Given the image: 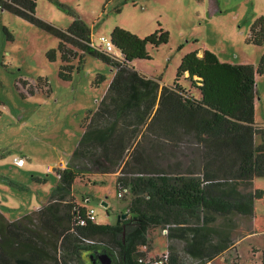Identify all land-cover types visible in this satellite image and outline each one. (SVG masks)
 <instances>
[{"label":"trees","instance_id":"obj_1","mask_svg":"<svg viewBox=\"0 0 264 264\" xmlns=\"http://www.w3.org/2000/svg\"><path fill=\"white\" fill-rule=\"evenodd\" d=\"M50 1L71 16L67 28L38 17L36 0H0V8L56 36L57 47L46 56L54 61L59 54L60 78L71 80L73 62L79 70L87 55L112 66L115 73L88 124L90 113L84 116L85 130L69 163L58 171L48 201L11 221L0 212V264H60V260L90 264L91 256L101 250L115 264H146L139 258L146 257L142 247L149 244V231L155 227L168 232L182 223L196 226L210 213L224 215L230 210L252 214L251 193L230 203L211 192L264 176V143L255 141L257 135L264 137V127L255 121L256 77L264 73V54L257 64L234 63L202 46L201 55L198 50L185 54L172 83L160 87L131 64L151 58L148 46L157 48L168 41L169 32L160 24L143 38L115 26L110 39L120 52L118 59L99 45H90L91 30L75 11L59 0ZM210 4L214 11L220 9L217 0ZM247 40L264 43V15L251 24ZM181 78L197 94L182 86ZM103 79L98 73L94 84ZM38 82L40 89L48 81ZM139 125L143 132L136 139ZM183 141L196 146L187 162L163 164L167 155L172 156L167 146L176 148ZM93 171L120 172L116 188L117 192L120 185L128 188L121 197L127 199V217L113 224L93 221L89 208L75 201L74 182Z\"/></svg>","mask_w":264,"mask_h":264},{"label":"rangeland","instance_id":"obj_2","mask_svg":"<svg viewBox=\"0 0 264 264\" xmlns=\"http://www.w3.org/2000/svg\"><path fill=\"white\" fill-rule=\"evenodd\" d=\"M59 1L85 22L95 45H100V36L110 39L117 25L143 38L160 24L169 32L168 41L157 48L148 46L151 58L135 59L131 64L164 84L172 83L182 57L192 50L201 51L202 46L234 63L257 64L264 54V43L257 45L247 40L251 24L264 15V0H217L220 8L217 11L215 5L211 7L210 0ZM35 11L38 17L62 29L72 21L68 13L50 0H36ZM57 44L58 39L48 30L0 8V212L10 221L48 201L58 181L59 167L69 161L82 134L83 116L96 108L113 74L108 65L87 55L79 70L76 61L73 62L71 80L60 78L59 54L54 61L46 56ZM109 52L121 59L117 48ZM98 73L104 79L94 84ZM45 79L47 85L41 84L37 89L35 83ZM180 83L197 94L188 80L181 78ZM256 86L255 121L264 126V73L256 77ZM256 138L257 143H264V137ZM192 147L195 144L186 141L176 148L167 146L166 151L170 149L172 156L167 155L162 163L185 164ZM19 158L23 159L22 165L15 163ZM54 163L58 168L49 170L48 165ZM117 175L119 171L96 172L74 183L75 201L93 208L98 222L113 224L118 216L123 219L129 215L127 199L118 197ZM241 183L248 193L254 191L252 226L256 233L240 244L241 259L235 249L226 256L233 259L231 264H264V176H256L251 183ZM126 212L125 217L121 216ZM217 217L218 223H227V218L220 214ZM240 222L235 219V226ZM237 231L239 234L242 230ZM165 233L159 226L149 231V239L155 237L153 252L158 251L159 255L166 252ZM248 242L259 252L256 248L255 252H247ZM213 262L220 264V260ZM60 264L65 263L60 260Z\"/></svg>","mask_w":264,"mask_h":264},{"label":"crops","instance_id":"obj_3","mask_svg":"<svg viewBox=\"0 0 264 264\" xmlns=\"http://www.w3.org/2000/svg\"><path fill=\"white\" fill-rule=\"evenodd\" d=\"M201 54H202V51H198V55H201ZM217 56L221 60L226 61L225 58H223L222 56H219L218 54H217ZM120 58H121V55H120ZM136 60H140V59H136ZM108 66L112 70V73H113L112 77H113V75L115 73V68H113L110 65H108ZM135 69L138 70L137 68H135ZM138 71L143 73L140 70H138ZM143 74L146 77L155 79L159 83L160 87H162L163 85H168V84L162 83L159 78H154V77L149 76L145 73H143ZM112 77H111V79H112ZM110 80H109V82H110ZM109 82H108V85H109ZM104 94H103V96H104ZM102 97L98 100L97 106L94 110H88L85 113V115L90 113V115H88L86 118V120H87L86 124L89 123V121L92 117V114L94 112H96L97 109L99 108V102L102 99ZM155 107H156V105H155ZM84 116H83V118H84ZM82 121H83V119H82ZM257 125L263 126L260 124H257ZM81 127H82V134H83V132L85 130L83 127V123H82ZM140 127H141V125H139V134L137 135L136 139L141 138V133L143 131ZM82 134H81V136H82ZM81 136H80V138H81ZM256 139H255V141H256ZM256 142H258V141H256ZM70 158H71V156H70ZM68 163H69V161L67 163H65L64 165H62L61 167L64 168L65 166H67ZM96 172H100V171H93V172L86 174L85 176H90ZM101 173H109V172H101ZM112 173H115V172H112ZM254 178L251 180V182H253ZM240 185H242L243 189H241ZM73 186H74V184H73ZM246 192L248 193L246 186H243L242 183L240 184L238 182V183H235V184L229 186L227 189H225V188L222 189V187H221V189H218L217 191H214L211 194L214 197L229 200L230 203H234L236 200H238L240 198V196L246 194ZM250 193H248V194H250ZM217 214H219V213L208 214L207 217L204 220L202 219L201 221H199L196 224V226L195 225H193V226L187 225L184 223L174 225L169 229V231L167 233H165L166 243H167V248L165 250L170 253V255H169L170 256V262L172 264H202L200 262L204 261V260L205 261L203 262V264L209 260H211V261L220 260V264H231L230 262H232L233 259H229V257L226 256V254L228 251L233 252L234 249L238 252L239 259H241L243 257V255L240 256L241 254L239 252L241 250V248H239L240 244H242L245 240L252 237L254 235V233H256L255 229L252 226V217L254 214V202H253V213L252 214H242L240 212H237L236 210H230L229 213L224 214V215L220 214L221 216L227 218L226 224L218 223L219 220H218ZM239 216H240V219H239ZM234 218L237 220H240L241 224H237V226H235L236 223H235ZM217 226H219V228ZM237 229H241L242 231L238 234ZM154 239H155V237L149 239V244L147 246L142 247V249L146 251V254H147L146 257H148V256L156 257L159 255L158 251L153 252L154 247H156ZM248 244L249 245L247 248V252L250 250L252 252H255L254 248H256V251L259 252V249L257 247L252 245L250 242H248ZM253 255H254V259H257L256 255L254 253H253ZM257 261H259V260L257 259ZM262 263H263V261H262Z\"/></svg>","mask_w":264,"mask_h":264},{"label":"built area","instance_id":"obj_4","mask_svg":"<svg viewBox=\"0 0 264 264\" xmlns=\"http://www.w3.org/2000/svg\"><path fill=\"white\" fill-rule=\"evenodd\" d=\"M99 42H100V45H99V49H102L103 51H106V52H109L113 47V42L111 41V39H108L104 36H100L98 38ZM90 45L92 46H95V43L93 41L90 42ZM36 85V83H35ZM37 88V86H36ZM15 163L17 165H22L23 164V159L22 158H19L17 161H15ZM57 169L58 168V164L57 163H54L53 165H48V169L49 170H54V169ZM60 169H62V167L60 166L58 171H60ZM58 171H57V174H58ZM128 191V188L123 186V185H120V190L118 192V197H122L125 193H127ZM88 217L93 220V221H96V216L94 214V210L93 208H89L88 209ZM164 232H167V228H164L163 229ZM89 242H92L90 240H87ZM139 261H142L146 264H170V256H169V253L168 251L164 252L163 254L161 255H158L156 257H145V258H139ZM204 264H216L215 262L209 260L207 261L206 263Z\"/></svg>","mask_w":264,"mask_h":264},{"label":"flooded vegetation","instance_id":"obj_5","mask_svg":"<svg viewBox=\"0 0 264 264\" xmlns=\"http://www.w3.org/2000/svg\"><path fill=\"white\" fill-rule=\"evenodd\" d=\"M90 264H115L113 257L106 251H99L89 259Z\"/></svg>","mask_w":264,"mask_h":264},{"label":"water","instance_id":"obj_6","mask_svg":"<svg viewBox=\"0 0 264 264\" xmlns=\"http://www.w3.org/2000/svg\"><path fill=\"white\" fill-rule=\"evenodd\" d=\"M102 204L107 207V203L106 202H102ZM128 212V211H127ZM127 212L126 213H122V216L125 217L127 215ZM118 219H119V216H118Z\"/></svg>","mask_w":264,"mask_h":264}]
</instances>
